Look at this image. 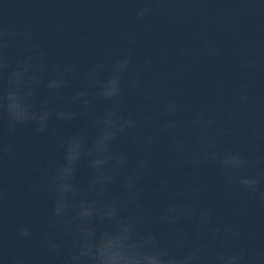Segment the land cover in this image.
I'll use <instances>...</instances> for the list:
<instances>
[{
  "label": "clouds",
  "instance_id": "1",
  "mask_svg": "<svg viewBox=\"0 0 264 264\" xmlns=\"http://www.w3.org/2000/svg\"><path fill=\"white\" fill-rule=\"evenodd\" d=\"M172 0H141L135 17L143 21L157 10L175 16L186 8L169 6ZM7 0L0 7V164L14 157L7 142L18 130L37 136L50 134L58 159L34 162L42 182L28 192H43L50 212L40 244L56 264H264V250L244 245L239 224L215 221L213 204L202 205L205 185L191 182L185 189L166 176L154 177V147L160 134L169 139L168 151L184 162L190 177L208 165L218 166L227 185H236L264 204V167L259 157L236 147L222 150L230 127H217L207 112L194 111L184 121V106L176 99L160 102L154 88L144 82L153 60L139 64L128 53L110 61L97 60L84 71L76 61H50L42 44L34 43L35 25L15 27L6 20ZM129 48L134 36L123 33ZM207 53L219 56L212 43ZM255 62L243 64L247 71ZM184 75L174 74L176 79ZM156 72L154 80L160 81ZM80 80L74 86V81ZM249 85H240L238 99H249ZM134 95L139 106L129 107ZM163 114L156 132L151 128L153 107ZM231 113H225L230 120ZM63 126V135L56 131ZM255 129L250 133L255 136ZM139 146L134 153L122 146ZM259 149L250 146L249 151ZM88 170L79 179L81 167ZM250 169H258L253 174ZM8 190L0 183V204ZM155 205V206H153ZM15 235L21 241L33 238V226L22 222ZM254 234H250L249 239ZM5 264H25L22 256L5 255Z\"/></svg>",
  "mask_w": 264,
  "mask_h": 264
}]
</instances>
